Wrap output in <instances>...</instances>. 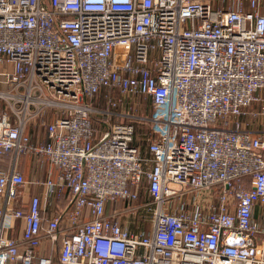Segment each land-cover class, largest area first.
Masks as SVG:
<instances>
[{
  "label": "built area",
  "instance_id": "obj_1",
  "mask_svg": "<svg viewBox=\"0 0 264 264\" xmlns=\"http://www.w3.org/2000/svg\"><path fill=\"white\" fill-rule=\"evenodd\" d=\"M261 89L264 0H0V264H264Z\"/></svg>",
  "mask_w": 264,
  "mask_h": 264
},
{
  "label": "crops",
  "instance_id": "obj_2",
  "mask_svg": "<svg viewBox=\"0 0 264 264\" xmlns=\"http://www.w3.org/2000/svg\"><path fill=\"white\" fill-rule=\"evenodd\" d=\"M260 98L264 99V89L257 92ZM264 101V100H263ZM263 101H253L247 108L246 113L240 116L242 125L247 128L252 134L256 136L264 137V114L252 115V111H259ZM262 102V103H261ZM138 142V139L136 140ZM143 143V142H142ZM20 170H23L26 178L37 175L40 179H44L48 175L47 169L49 168V162L44 161L41 163L38 159H34L27 165V161L23 165L19 163ZM52 177L55 176V172L52 173ZM41 187L35 186L31 188V193L39 192ZM252 219L257 221L260 228L264 230V206H254L252 209Z\"/></svg>",
  "mask_w": 264,
  "mask_h": 264
},
{
  "label": "rangeland",
  "instance_id": "obj_3",
  "mask_svg": "<svg viewBox=\"0 0 264 264\" xmlns=\"http://www.w3.org/2000/svg\"><path fill=\"white\" fill-rule=\"evenodd\" d=\"M136 100H140L141 102H144L142 97H136ZM145 111H146V113L149 112V104L148 103H146V106L142 112L145 113ZM138 125H140V124H138ZM141 125L145 126V124H142V123H141ZM143 198L144 197H142V199ZM119 206H121V203L117 202L116 208H119ZM117 216H118V218L115 217L116 220L118 219L122 225H127L131 229H134L135 223L143 226L147 222L146 220H144L143 217H140L138 214H130V213H127L125 210H122L119 214H117Z\"/></svg>",
  "mask_w": 264,
  "mask_h": 264
},
{
  "label": "trees",
  "instance_id": "obj_4",
  "mask_svg": "<svg viewBox=\"0 0 264 264\" xmlns=\"http://www.w3.org/2000/svg\"><path fill=\"white\" fill-rule=\"evenodd\" d=\"M111 91L113 92V90H111ZM104 92H106L105 89L101 90L99 96L97 97V100H96L97 102H100V103H101V101H102V99H103V94H104ZM95 120H96V119H95ZM135 128H136V132H137V134H138V133L140 134V133H143V132H147V127L141 125V123H140V125L136 124V125H135ZM142 142H143V140H141V138L138 137V142H137V143H140L141 147L144 146V143H142ZM34 159H35V158H33V157L30 156V155H27V154L22 155V156H21V159H20V164L23 165V164L25 163V161H27V165H29L30 162H33ZM21 171L24 173L23 170H21ZM24 175H25V173H24ZM25 176H26V175H25ZM55 264H57V263L55 262Z\"/></svg>",
  "mask_w": 264,
  "mask_h": 264
}]
</instances>
